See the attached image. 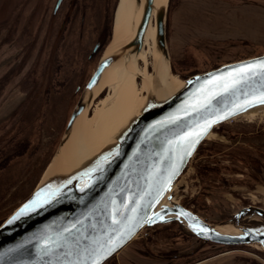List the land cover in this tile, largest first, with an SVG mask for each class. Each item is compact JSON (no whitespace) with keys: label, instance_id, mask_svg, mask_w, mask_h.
I'll return each instance as SVG.
<instances>
[{"label":"rangeland","instance_id":"1","mask_svg":"<svg viewBox=\"0 0 264 264\" xmlns=\"http://www.w3.org/2000/svg\"><path fill=\"white\" fill-rule=\"evenodd\" d=\"M57 1L0 0V142L30 143L28 154L0 174V195L5 192L0 224L31 196L56 156L71 114L112 39L119 0H63L55 11ZM101 38L103 45L93 53ZM166 38L170 73L182 81L263 55L264 1L169 0ZM144 50L146 59L138 68L151 80L152 41ZM101 94L89 112L110 92ZM259 139L264 140V110L216 127L179 178L183 189H176L175 199L215 225L229 224L247 206L264 209ZM130 243L133 251L146 254L139 256L142 263L137 257L132 264H264L260 245L204 242L178 223L144 228Z\"/></svg>","mask_w":264,"mask_h":264},{"label":"water","instance_id":"2","mask_svg":"<svg viewBox=\"0 0 264 264\" xmlns=\"http://www.w3.org/2000/svg\"><path fill=\"white\" fill-rule=\"evenodd\" d=\"M62 1H57L55 11ZM168 2L156 8L146 103L111 143L70 166L64 147L78 118L89 110L105 70L126 48L109 50V45L71 114L56 156L31 196L0 224V264H105L144 228L170 223L204 242L264 248L263 208L240 209L227 224L232 227L222 231L223 225L175 199L177 190L183 189L177 185L179 178L207 136L219 125L264 107L249 103L264 92V72L257 67L264 54L192 75L174 94L160 97L153 82L162 57L169 60ZM154 10L155 0H145V13L127 55L140 52ZM103 43L101 38L93 53ZM246 65H252L253 72L232 88Z\"/></svg>","mask_w":264,"mask_h":264},{"label":"bare ground","instance_id":"3","mask_svg":"<svg viewBox=\"0 0 264 264\" xmlns=\"http://www.w3.org/2000/svg\"><path fill=\"white\" fill-rule=\"evenodd\" d=\"M168 1L155 0V10L145 33L140 52L127 55V47L134 41L137 27L145 13V0H119L113 19V35L109 50L122 46H126V48L117 55L105 70L100 85L95 90L94 100L104 90H108L110 95L95 105L92 112H89L93 106V101L91 102L89 110H85L78 118L73 133L64 147L65 157L71 167L90 158L117 138V134L130 122L133 116L139 113L146 103L151 80L148 73L139 70L138 62L146 59L145 46L149 45L151 41L155 46L156 8L165 5ZM166 60L167 58L162 57L157 77L153 82L158 95L162 98L174 94L184 84L182 80L170 73L169 60ZM139 78L141 79L140 84L137 81ZM143 92H146L145 95ZM260 110H264V107L242 115L251 117ZM211 134L212 132L207 138ZM229 227L232 226L223 225L219 229L227 231ZM253 227L256 230L259 229L257 225Z\"/></svg>","mask_w":264,"mask_h":264},{"label":"trees","instance_id":"4","mask_svg":"<svg viewBox=\"0 0 264 264\" xmlns=\"http://www.w3.org/2000/svg\"><path fill=\"white\" fill-rule=\"evenodd\" d=\"M29 144V141L25 139H7L0 142V174L7 169L15 159L28 154ZM4 194L5 192L2 193V196L0 195V202L5 198Z\"/></svg>","mask_w":264,"mask_h":264},{"label":"crops","instance_id":"5","mask_svg":"<svg viewBox=\"0 0 264 264\" xmlns=\"http://www.w3.org/2000/svg\"><path fill=\"white\" fill-rule=\"evenodd\" d=\"M256 1H260V0H256ZM258 143L259 144L260 143L263 144L262 146H263V149H264V140L259 139ZM130 244L131 243H129L128 245H130ZM128 245L125 246L122 250H120L118 254H116L113 258H111V260H109L105 264H132L131 261H136L137 257L143 256L145 254L144 252H140L139 253L137 251H133L131 248L128 247ZM126 251H128V252H126ZM145 260L148 261L149 259L145 258ZM139 262H141V263L143 262L141 257H139ZM201 262H198V264H201ZM165 263L166 264H171L172 261L165 262ZM173 264H174V262H173ZM193 264H195V263H193Z\"/></svg>","mask_w":264,"mask_h":264},{"label":"snow or ice","instance_id":"6","mask_svg":"<svg viewBox=\"0 0 264 264\" xmlns=\"http://www.w3.org/2000/svg\"><path fill=\"white\" fill-rule=\"evenodd\" d=\"M257 67L264 72V61H260L257 65ZM239 72L241 73V77L239 80H234L232 82L231 87L235 88L236 85L240 82H242L244 75H249L253 72V66L252 65H246L244 66L242 69L239 70ZM225 90H229L227 87L225 88ZM249 103H260V104H264V92L261 93V95L255 100V101H249ZM94 264H98L97 262H94Z\"/></svg>","mask_w":264,"mask_h":264},{"label":"flooded vegetation","instance_id":"7","mask_svg":"<svg viewBox=\"0 0 264 264\" xmlns=\"http://www.w3.org/2000/svg\"><path fill=\"white\" fill-rule=\"evenodd\" d=\"M62 2H63V1H62ZM56 4H57V3H56ZM61 4H62V3H61ZM60 6H61V5H60ZM55 7H56V6H55ZM57 10H58V9H57ZM57 10H56V11H57Z\"/></svg>","mask_w":264,"mask_h":264}]
</instances>
